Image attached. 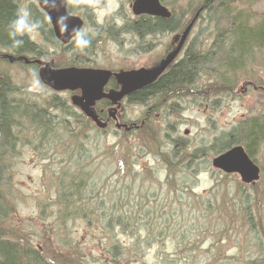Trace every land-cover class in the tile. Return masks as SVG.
I'll return each instance as SVG.
<instances>
[{
	"label": "rangeland",
	"instance_id": "374dc122",
	"mask_svg": "<svg viewBox=\"0 0 264 264\" xmlns=\"http://www.w3.org/2000/svg\"><path fill=\"white\" fill-rule=\"evenodd\" d=\"M20 1L21 8H24L33 0ZM77 1L82 2L85 6L82 10L80 9V15L89 23L92 22V26L95 28V32L91 35L95 46L86 48L82 53L87 57L92 55L90 60L97 68L124 69L139 65L150 67L165 53L173 39L175 32L144 33V48L135 49L131 44L134 36L122 27L123 22L130 17L129 3L131 0ZM163 3L176 16H183V26L192 18L191 10L194 8L196 0H165ZM249 14L258 18L264 17V0H256L250 7ZM211 26L206 13L195 22L186 44L193 38L203 40V42L211 41L213 35L210 30ZM41 45L46 48L44 42ZM53 56L54 62L62 65L61 63L66 62L67 58L79 55L59 52ZM90 60L87 59L88 62ZM260 61L262 65L254 64L244 71L247 72V75L241 73L239 76H233L232 90L228 94L214 92L212 89V92L209 91V97H204V99L196 94L202 102L197 101L191 105L187 98L184 99L186 102L180 107L176 106L174 109H170L169 105L163 107V114L167 117H163L158 112L147 113V105L144 102L129 100L117 109L110 105L108 108L111 113L109 114H114V118L109 121L107 127H104L105 129L93 124L87 125L83 129L79 120L85 116L77 105L75 107L71 104L70 95L72 92L64 91L56 95L47 87H40L36 84L38 77L36 75L34 77L33 67L16 64L7 67V76L21 86V89L24 90L22 96L27 100L41 108L51 103L57 105L55 102L62 103L77 115L75 120L73 118L65 120L66 118L59 110L60 105L49 107L44 112L50 122L49 129L40 127L36 123V119L25 121L22 118H17L14 130L16 142L11 149L7 150V154L0 151L2 152L0 158L1 189L7 196L9 211L8 217L2 220L3 230L12 233L13 239L39 246L49 259L58 264H114L113 262L108 263L109 259L102 258L103 254L100 249L109 246L113 241H119L128 247L127 251H130L132 250L130 235L119 229L114 230L113 227H105L101 220V207H97L95 204L94 207H91L92 214L87 211L86 215L87 209L78 213L69 210L67 216L71 218L66 221L64 226L59 225L61 224L59 217H64L66 213L61 211L63 204L59 201L58 184L60 181L58 179H64L65 183L74 177H76V181L80 177L83 181L91 180L96 183L92 190L95 191L96 198L93 201H97L98 197L105 198V190L110 189L113 190L112 198L116 200V206L120 205L118 211L113 214L132 212V207L126 203L128 201L124 203V201L118 200V196L122 193L120 189L124 180L120 178L118 182H115L112 173L110 176V168L116 175L117 161L129 158L134 154V149L140 146L143 153L137 159H132L134 166L129 169L135 172L142 171L143 168L144 170L148 167L153 168L158 172V182L159 180L163 182L166 174L176 171H168L163 163L160 164L157 161L155 155L157 153L151 151L154 145L150 141L160 143L158 145L160 151L171 146L169 138H165L166 135L169 137L179 136L180 140L184 139L188 144L186 149L188 151L198 145L206 148L218 131L229 129L244 115L264 114V83H262L263 87L259 86L260 78L264 79V61ZM207 68L201 71L199 76L202 78L201 82L217 86L219 81L215 80V77L212 78L211 74L207 75ZM207 71L211 73V69ZM203 86L207 88L205 85ZM77 96L81 97L79 93ZM152 96H154V100H158L161 99L162 94L157 92ZM53 97H58L57 101ZM205 98L216 99L218 103L213 106L214 104L209 103ZM118 112L121 114L120 121H116ZM85 115L89 117V115ZM166 119H169V122ZM142 121L144 126L141 130L133 129ZM145 127L153 129L155 134L150 129L144 130ZM105 152H108L107 156L104 155ZM255 161L261 168L264 161V148L256 155ZM84 166L86 174L81 175L79 169L82 170ZM177 170L180 169L177 168ZM180 173L175 176L172 174L175 177L172 179L177 180L176 185L179 183ZM221 173L212 169L211 166L207 167L202 164L198 172L191 175L189 181H185L186 184L190 182L193 186L192 193L194 195L192 196L185 193L180 194L181 191L174 194V190L170 191L166 186L157 189L158 193L155 196L144 194V217L147 220L150 219L144 225V236L156 228L162 230L164 235L160 242L152 244L150 242L147 247L143 244L142 255H137L128 264H193V262L216 264L227 260H233L236 264H264L263 240H260V246L263 245L261 249L259 245L257 248L254 242L242 244L245 238L244 229L236 225H230L227 232H217L219 227L214 226L218 224L216 213L211 215L210 221L207 223L206 221L199 223L193 217L194 211L189 205L195 203L193 201L195 195L198 196V199L213 196L216 191L214 183L219 181H222L221 192L226 188L235 189L236 182L242 183L237 174H229L228 178H223L219 175ZM140 176L142 179L136 183H141L144 180V185H148L147 188H154L153 182H156L154 177L149 180L145 173L144 176L143 174ZM257 182L259 183L253 185L255 188L252 193L254 198H258L257 207H261L264 200L263 170H261V176ZM125 193L128 194V197L132 194L130 190H126ZM217 196H219V192ZM107 199L109 198L106 197L104 202L109 205L110 202ZM151 199L154 201L150 202ZM78 203H76L77 206ZM226 206L229 205L226 204ZM108 210H106L107 214ZM195 217L202 220L200 214L195 213ZM156 221L158 225H156ZM192 224H194L192 231H187L188 226L191 227ZM196 235H199L198 239L194 238ZM69 236L79 238V247L75 250L72 248L73 246L64 249L63 239ZM186 236H192L198 242L197 248L193 250L191 258L188 260L181 258V253L174 254V251L193 247L194 240L190 243ZM202 238L203 240L200 242ZM207 249L209 251H206ZM68 252L71 253L68 254ZM98 255L100 261L96 258ZM163 257L168 259L164 263L161 260Z\"/></svg>",
	"mask_w": 264,
	"mask_h": 264
},
{
	"label": "trees",
	"instance_id": "16d2710c",
	"mask_svg": "<svg viewBox=\"0 0 264 264\" xmlns=\"http://www.w3.org/2000/svg\"><path fill=\"white\" fill-rule=\"evenodd\" d=\"M163 1L165 0H161L162 3ZM255 1L256 0H196L195 6L191 12L193 13L198 7L205 6L210 24L218 27L220 30L218 33L212 35L211 43L205 52L201 54L196 53L194 59L185 58L181 61V64L173 66L154 83L149 85L148 88L136 92L132 99L142 101L144 96H151L154 93L160 92L162 89L166 91L171 87L177 89L180 87H188L191 85L194 73L201 69L204 71L207 67H209L208 69L211 68L212 71L214 70L220 73L215 76V80H218L220 84L218 82L217 86H211V89L214 92H226V94H228L229 91L232 90L233 76H239L241 73L247 75V72H244L247 70V65H259L261 62L260 60L264 61V17L258 18L249 14V9ZM28 5L34 10L32 12L30 11L31 17L35 15L36 20L43 24V15L37 9L35 3L31 2ZM18 9L19 3L17 0H0V47L8 48L11 52H13V50L17 52L26 51L24 49L29 45V40L26 37L27 35L17 37V39L23 40L22 45L19 47L13 45L12 39L8 35L9 23L15 18ZM182 21L183 16H176L172 10L171 16L168 19L144 15V33H149L151 30L178 31L182 29V27L179 26V22ZM212 65H217V68H212ZM0 82L5 85L7 84V81H3L1 78ZM259 82H261L259 86L263 87L262 83H264V79L260 78ZM208 84L209 83H205L203 85L209 87ZM10 102L11 100L9 98L4 97V89L0 88V151L5 154H7V150L11 149L16 142L14 130L18 121L17 117H20V114H25L26 112H24L23 106L15 107L13 103L10 104ZM82 120L85 121L86 125H92V122L88 118L82 117ZM35 121L41 125L39 120ZM165 138H169L171 146H168L169 148L163 151L158 149L160 143L150 141L154 145L151 151H155L157 154H153L161 157L165 169L168 171H176L166 174L163 182L160 180L158 182V172L153 168L148 167V169L144 170L142 167V171L135 172L129 169V167L132 168L134 166L132 159H137V157L143 153L140 146L134 149V154L129 158L117 161L118 165L115 163L117 166L116 175L114 174V170L110 168V176L112 173L115 182H118L120 178L124 180L123 186L120 189L122 193L118 196V200L124 201V203L128 201L126 203L132 207V212L113 214L118 211L120 205L116 206L117 202L112 198L113 190L110 189H106L104 193L106 197L109 198L107 199L110 202L109 205L104 202L106 197H98L97 201H93L96 198L94 196L95 191L93 192L92 190L94 188L93 185H96V183L91 180L83 181L80 177V179L76 181V177H74L65 183L64 179H58L60 181L58 184L59 201L63 204L61 211L66 213L64 217H59L61 221L59 225L64 226L66 221L71 218L67 216V212H70L69 210L78 213L79 211H85L87 209L86 215L87 211L92 214L91 207H94L95 204L97 207H101L100 215L102 216L101 220L105 224V227H113L114 230L119 229L130 235L132 240V250L130 251H127L126 249H128V247H125V244L119 241H113L109 246L100 249L103 254L102 258L109 259L108 263L128 264L132 262L137 255H142L141 249L143 244L147 247L148 243L160 242V239L163 237V231L160 229L158 230V228L144 236V225L150 221V219L147 220V218L144 217V194L147 196H155L158 193L157 189L166 186L168 190H174V194H176L177 191H181L180 194L185 193L191 196L194 195L192 193V184L189 182L186 184L185 181H188L191 175H195L202 164L209 165V156L211 158L214 154L223 152L236 144H241L246 154L254 162L256 155L264 148V114L244 115L228 130H221V133L219 132V134L217 133L214 135L206 148H203L202 145H198L193 150L188 151L186 150L188 148L187 143L182 142V145L176 146V138H171L167 135ZM178 147L183 151H180ZM177 149L182 158L184 157L185 165L181 161V158L174 156L176 152H178ZM2 152H0V158ZM104 155L107 156L108 152H105ZM82 159L85 158L82 157ZM84 168L85 166L82 170L79 169L81 175L86 174ZM177 168L180 170H177ZM261 170L264 171V161ZM1 171L0 168V264H58L49 259L39 246H33L27 241L13 239L12 233L3 230L1 226L2 220L8 217L9 211L7 208V196L1 189ZM178 171L181 173L178 178L179 183L176 185L175 182L177 180L175 179L174 181L172 178H175L174 176L179 173ZM142 173H148L149 176L146 177L149 180H151L152 177L155 178L156 182L152 181L154 184L153 189L147 188L148 185H144V180H142L141 183H136L142 179L140 176ZM172 174L174 176H172ZM219 175L223 178H228L230 176L223 173ZM126 176L127 178H125ZM258 183L259 182H256L253 185ZM253 185L236 182L235 189L229 190L226 188L221 192L222 181L214 183L216 191L213 196L217 195L219 192V206L217 204L215 207L210 204L207 196L198 199V196L195 195V199H193L195 203L189 205L194 211V219L199 223H205V221L207 223L210 221L211 215L216 213L218 224L214 226L219 227L217 232H227L230 225L239 226V228L244 229L243 235L245 238L242 244L254 242L257 248L258 245L260 249L263 248V245H261L262 247L260 246V240L264 241V200L261 207H257L258 198L253 197L254 194L252 191H254L255 188ZM126 190L131 191L132 194L130 197L125 193ZM152 201L154 200L151 199L150 202ZM76 203H78V206ZM226 204L229 206H226ZM107 209H109L108 214L106 211ZM195 213L197 215L200 214L202 220L196 218ZM199 223H197L198 226H200ZM156 225H158L157 221ZM192 228H194V224H192L191 227L188 226L187 231H192ZM194 238L198 239L199 235H196ZM186 239L189 240L190 243L194 240L193 247L187 250L174 251V254L177 255L181 253V258L188 260L191 258L193 250L197 248L198 242L193 239L192 236H186ZM202 240L203 238L200 242H202ZM63 246L64 249L73 246L72 248L75 250L79 247V238H74L72 236L66 237L63 239ZM259 250L257 251L259 252ZM206 251H209V249ZM70 253L71 252H68V254ZM98 257L100 256H96L99 260ZM161 260L164 263L168 259L167 257H163ZM193 264L201 263L193 262ZM216 264L236 263L233 260H227L221 263L217 262Z\"/></svg>",
	"mask_w": 264,
	"mask_h": 264
},
{
	"label": "bare ground",
	"instance_id": "6f19581e",
	"mask_svg": "<svg viewBox=\"0 0 264 264\" xmlns=\"http://www.w3.org/2000/svg\"><path fill=\"white\" fill-rule=\"evenodd\" d=\"M17 1L19 3V9H20L21 8V6H20L21 1L20 0H17ZM31 2L34 3L33 1H31ZM26 8L29 10V12L30 11L31 12L34 11V10H32V8L29 5H27ZM198 10H199V12H198L196 21L198 19L202 18V16L204 14H206L205 6H201V8L198 7L197 9H195L193 11L192 16H194V14ZM170 12H171V10H170ZM31 18L34 21H37L36 18H35V15L33 17H31ZM127 20H125V21H127ZM140 21H142V19H140ZM187 22L183 26L181 25L182 26V29L186 27ZM179 23L182 24V22H179ZM43 24L40 23V27L34 33H31L29 35L28 34H25V35H27L26 37L29 40V45L24 49L26 51L17 52V51H14L13 50V52H11V50H9L8 48L0 47V78L3 81L4 80L7 81V84L6 85L3 84L2 82H0V88L1 89L2 88L4 89V97L5 98L7 97V98H9L11 100L10 104L13 103V106H15V107H17V106H23L24 112L25 111L27 112V113L25 112V114H20V117L19 118H22L23 120H33V119L39 120L40 121V124H41L40 126L42 128H48L49 129V124H50L49 119H47L46 116L44 115V112L46 111V109L48 110L49 107L52 108V106L55 107L57 105H60L61 107H59V106L58 107H59V110L61 111V114L66 118L65 120H70V118H73L75 120L76 119L75 117H76L77 113L74 112L68 106H63L62 103H58V102H55L57 105L51 103L48 106H44L45 108L44 107L43 108L38 107L34 103L30 102V100H27L26 97H23L22 96V93H24V90L21 89V86L19 84H16L15 82H13L12 79L10 77H8L7 74H6L7 67L14 66L16 64V65L30 66L32 68L33 66L28 65L29 61L33 57H35L37 55L44 56V49L43 48H40V46H42L41 43L44 42V44H45V42H48L49 41L48 40L49 39V35H48L47 26H45ZM210 30H211L212 34H216V33H218V31L220 29L218 27H216V26H211ZM157 32H162V31H159V30H157V31L156 30H153L152 31L151 30L148 34H154V33H157ZM170 32L172 33V32H175V31H170ZM177 35L178 34L175 32L174 35H173V39L171 41L172 44H175L177 42V41H175V37ZM188 36L189 35H187L185 37V39H184V47L185 48L183 47L184 48V51H183V54L180 56L181 58L177 62H174L173 65H171L170 69L173 66H178L179 64H181V61H183L185 58L194 59L196 57L195 56L196 53H200L201 54V53L205 52L207 50L209 44L211 43V41H209V42L208 41L207 42H203V40H199V39L193 38L192 40H189L188 43L186 44V42L188 40ZM90 40L93 41L94 39H90ZM93 45H94V42H90V45L89 46H93ZM89 52L92 53V51H89ZM79 57L80 58H83V59L90 58V57H87L86 54H79ZM200 58H201V56H200ZM46 63H49V65H48L49 68L47 69L48 71H50L51 69L52 70L53 69L54 70L68 69V70H73L75 72V74H79L80 72L82 73V71L80 70V68H77V67L53 68L51 61L50 62L49 61H47V62L44 61L43 64H41V66L39 68H34V67L32 68V70L35 72L36 76L39 79V84L38 85L40 87H44V88L47 87L50 91L54 92L56 95L58 93H60V92H64V91H67V90H71L72 92L79 91V93H80V90H82L81 87L75 86V85H73V84H71V83H69L67 81H65L66 84H64V86H62L61 84H60V86H58V84H53V85L51 84L50 85V84L46 83L43 80V78H42V74L43 73L45 74L46 73L45 71H47V70H44L42 68V67L45 66ZM249 66L248 65L246 66V69L247 70H248ZM208 68L206 69L207 75L211 74L212 75V78L215 77L216 75H219L220 74V73H218V72H216L214 70H213L214 72L211 70V73H209L207 71ZM212 68H214V69L217 68V65H212ZM201 71H202V69L199 70L198 72H195L196 74L194 73V75L192 77V80H191V85H189L188 87H180L178 89L171 87V88H168L166 91L162 89L160 91V93L162 94V97H161V99H158V100H154V96L149 97V98H146L145 100L147 102V106H146L147 111H148L147 113L151 114L152 112L153 113H157L158 112L159 114H162L163 117H165V116L167 117V115L163 114L164 111L162 109L163 107H165L167 105H169L168 107L171 106L170 109L171 108L174 109V107H176V106L180 107L182 104H184L186 102V101H184V99H187V98L189 99L188 100V103L189 104H191V105L192 104H195L197 101H201L196 96V94H199V96L201 97V99H204V97H207V96L209 97V94H210L209 91L212 92L211 85H209V87H207V88H204L203 83L201 82V79L202 78L199 77L200 74H201ZM207 75H205V76H207ZM75 78H76L75 80L77 82H79L84 88L86 87V90H83L84 93H87L88 95L91 94L93 96H96L97 94L102 93V90H100L99 92H95L94 91L95 90V88H94L95 87V84L93 83L92 86H89L88 85V80L85 77L78 76V78L77 77H75ZM26 91H28V90H26ZM7 93H8V95H7ZM211 95H212V93H211ZM53 98L56 101L58 99V97H53ZM206 99H207V101H209V103L214 104L213 106H216V104L218 103V100H216V99H213V98H205V100ZM132 101H137V100H132ZM138 102H144V98H143L142 101H138ZM5 103H6V101H5ZM80 112L86 118L89 119V117L85 115L86 112L84 110H80ZM169 112H171V110H169ZM77 119H79L78 116H77ZM89 120L92 122L93 125H95L96 127L98 126L91 118ZM99 120H100V122L104 123V126H102V127L99 126V127L100 128H104L106 126V123L102 119H99ZM167 121L169 122V119ZM79 122H80L81 126L83 127V129H84L85 126H87L84 120L80 119ZM167 124H169V123H167ZM143 126H144V122L142 121L139 125H137L133 129L141 130V128ZM171 126H173V125L171 124ZM145 129H150V130H152L153 134H155V132H154L153 129H151L149 127H145L144 130ZM219 132L221 133V131H218L217 133L219 134ZM171 138H176L177 139L176 140L177 142L175 141L176 142V146L177 145H182V142L187 143L184 139L180 140L179 136H173ZM236 145L242 146L241 144H236ZM179 150H180V148H179ZM177 151H178V149H177ZM180 151H183V150H180ZM169 152H171V151H169ZM220 153H222V152H219L217 154H214V156H212L210 159L207 158L209 165L207 164L206 166L207 167L208 166H211L212 167V165H211L212 158L215 157V156H217ZM174 156L181 158V161L184 163V165L186 164L185 163V159H183L184 157L182 158V156L180 155V152L179 151L176 152V154ZM157 159H158L157 161L160 164L163 163L162 160H161V157H159V155H157ZM212 169L217 170V171H220V170H218L216 168H213V167H212ZM142 174L144 176V173H142ZM145 174H146V176H149L148 173H145ZM247 185H249V184H247ZM218 197L219 196H217V195L208 197V202L210 204H212L213 206H215V207L217 206V204L219 206V204H220V198H218Z\"/></svg>",
	"mask_w": 264,
	"mask_h": 264
},
{
	"label": "flooded vegetation",
	"instance_id": "af4514ba",
	"mask_svg": "<svg viewBox=\"0 0 264 264\" xmlns=\"http://www.w3.org/2000/svg\"><path fill=\"white\" fill-rule=\"evenodd\" d=\"M132 1V0H131ZM130 4V3H129ZM85 6L82 4V2L77 0H67V12L80 17L82 20V25L78 28L79 30L87 31L88 38L91 39V35L93 32H95V28L92 26V22L89 23L87 20H85L80 15V9L82 10ZM41 12V11H40ZM43 15V22L44 25L47 26L48 29V35H49V41L45 42L46 48H43V46H40V48L44 49V56L37 55L33 57L31 60H39L41 62H52L53 68H68V67H77L80 68L82 73L80 75H77L75 77L78 78V76L85 77L88 80V85L92 86L93 83L95 84L94 88H97L99 85V80L96 78L94 70H109L110 75L108 76L107 80L105 81L104 85L101 87L102 90V96H99L98 98H95L91 94L84 93L83 90L74 91L67 90L68 92H72L70 95V101L72 100L73 94H78L81 96V101H77L79 106L84 110H91V112H94L97 116V118L102 119L106 125L109 124V121L114 118V114H109L110 108H108L110 105L115 107H120L121 104H123L126 101H131L134 98V95L136 92L140 90H145L148 88L149 85L154 83L160 76L164 75L173 65L174 62H177L183 54L184 51V43L182 44L181 48L179 49L178 53L174 56V58L166 65L164 70L158 75L153 81L149 83H145L144 78L148 76V74L162 61L165 60L168 55L174 50L177 42L175 44H172L170 42L169 46L167 47L165 53L159 58L157 62H155L150 67H144V65H139L136 67L131 68H120V69H110V68H103V67H95L92 64V61H87V59L80 58L79 56H71L67 58L65 61L61 63L62 65H58L54 62V56L55 54H58L59 52H69L71 55H79L83 54L79 48H77L75 44V33L66 41L62 42L59 40L54 32V29L51 25V23L48 21L47 17L44 13L41 12ZM130 17L127 21L123 22L122 27L127 30V32H130L134 39L131 42L132 46H134L135 49H143L144 47V14L134 15L132 12L129 14ZM139 19V20H138ZM142 19V21H140ZM138 20V21H137ZM117 25V24H116ZM181 23H179V26L181 27ZM127 27V28H126ZM114 29V28H113ZM180 29V28H179ZM192 29V28H191ZM117 31V30H116ZM191 31V30H190ZM189 31V33H190ZM177 34L181 32V30L175 31ZM93 39V38H92ZM91 41V40H90ZM93 42V41H91ZM93 46H88L87 49L93 48ZM184 47V48H183ZM86 50V49H84ZM28 65L33 66L34 68H39L41 66V63L38 62H31ZM127 72V77L125 79H120V77L117 76V74ZM122 80V81H121ZM62 86L66 84L65 81H62L60 83ZM132 94V95H131ZM152 96V95H151ZM151 96H144V103L147 105L146 98H149ZM75 101V102H76ZM74 103V102H73ZM120 109V108H119ZM118 109V110H119ZM80 110V109H79ZM117 112V111H116ZM148 116V115H147ZM146 116V117H147ZM121 114L118 112L116 113V121H120ZM107 127V126H106ZM105 129V128H104Z\"/></svg>",
	"mask_w": 264,
	"mask_h": 264
},
{
	"label": "water",
	"instance_id": "95a60500",
	"mask_svg": "<svg viewBox=\"0 0 264 264\" xmlns=\"http://www.w3.org/2000/svg\"><path fill=\"white\" fill-rule=\"evenodd\" d=\"M39 7L45 12L48 19L50 20L52 27L54 29L55 35L62 42H66L73 34V29H78L81 25V20L76 16H71L67 14L65 9V0H49L48 4L44 3V0H36ZM131 11L134 15L145 14L154 17H160L168 19L171 16L170 10L163 5L160 0H133L130 4ZM201 8V7H200ZM199 10L194 14L190 22L186 25V27L182 30L180 35L175 37V41H177V45L174 50L168 55L165 60H162L144 79V84L153 81L166 67V65L174 58V56L178 53L182 44L184 43L185 37L188 35L193 23L195 22ZM66 17L67 19L63 21V23L67 24V31L64 30L62 23L59 18ZM35 62L43 64V62L39 60H33ZM27 62V61H26ZM49 63H46L44 70H47ZM46 73L42 74L43 80L48 84H58L62 81H67L75 86H79L82 90H86L79 82L75 79V76L79 74H75L73 70L62 69V70H50L45 71ZM96 78L99 80V85L95 88V92H99L101 90L102 85L107 80L110 75L109 70H94ZM127 72H122L117 74L120 79H125L127 77ZM122 81V80H121ZM102 96V94H97L94 96L98 98ZM81 101V98L78 96L73 97V101ZM76 101V103H77ZM87 115L91 117V119L100 127L104 126V123L100 122L94 112L91 110L84 109ZM211 165L213 168L220 170L225 174H233L236 173L239 176V179L244 184H254L260 176V169L256 163H254L249 156L246 154L245 150L240 145H234L217 156L213 157L211 160Z\"/></svg>",
	"mask_w": 264,
	"mask_h": 264
},
{
	"label": "clouds",
	"instance_id": "9594fccd",
	"mask_svg": "<svg viewBox=\"0 0 264 264\" xmlns=\"http://www.w3.org/2000/svg\"><path fill=\"white\" fill-rule=\"evenodd\" d=\"M49 0H44V3L47 5ZM62 26L65 31H67V24L63 23L67 18L61 17L59 18ZM40 27L39 21H34L31 18V14L29 10L24 7L20 8L17 11V14L13 20L9 23V32L8 35L12 39V43L14 46L19 47L22 45L23 40L17 39L18 36H23L25 34H31L34 33L38 28ZM75 33V44L77 48H79L81 51L86 49L90 45V39L88 38L87 31L79 30V29H73ZM35 77V73H33ZM36 84H39V79H36Z\"/></svg>",
	"mask_w": 264,
	"mask_h": 264
}]
</instances>
